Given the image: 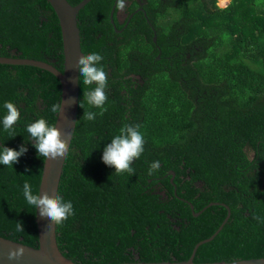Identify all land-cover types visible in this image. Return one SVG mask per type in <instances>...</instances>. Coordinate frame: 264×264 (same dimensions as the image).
I'll use <instances>...</instances> for the list:
<instances>
[{
    "label": "trees",
    "instance_id": "obj_1",
    "mask_svg": "<svg viewBox=\"0 0 264 264\" xmlns=\"http://www.w3.org/2000/svg\"><path fill=\"white\" fill-rule=\"evenodd\" d=\"M131 1L129 13L139 5ZM217 2L146 0L145 12L115 24L114 0H90L79 11L82 51L104 57L109 79L100 116L86 102L81 107L95 85H83L79 74L78 121L58 189L75 212L57 225L58 246L73 261L187 260L227 216L221 203L231 214L194 261L264 258V222L254 218H264V0ZM0 55L63 70L61 27L48 0H0ZM6 101L20 120L15 137L0 123V146L28 151L13 167L0 165V235L38 247L36 209L23 184L38 194L45 158L27 125L55 124L60 81L37 66L0 63V121ZM85 110L96 119H83ZM124 124H139L145 139L133 175H117L102 161ZM154 161L160 168L149 176Z\"/></svg>",
    "mask_w": 264,
    "mask_h": 264
},
{
    "label": "clouds",
    "instance_id": "obj_2",
    "mask_svg": "<svg viewBox=\"0 0 264 264\" xmlns=\"http://www.w3.org/2000/svg\"><path fill=\"white\" fill-rule=\"evenodd\" d=\"M126 8L125 0H118L117 9L122 13ZM104 57L97 52L81 55L76 60L75 67L78 69L82 84L85 86L95 85L94 88L84 91V98L81 101V107L84 108L86 102L92 108L100 109L98 115L103 116L107 111L105 103L108 99L106 89L108 87V74L105 71L101 61ZM70 103L72 101H69ZM68 102V103H69ZM63 103V102H62ZM62 103H56L51 106V111L63 116ZM7 114L2 121L3 129L9 134V137H15V125L20 120V111L16 104L11 101L4 103ZM96 112L85 110L82 116L85 120H95ZM139 124H124L119 134L111 139L103 150L102 161L109 167H114L117 175H133L135 169L133 162L141 157L145 151V139L139 131ZM27 133L33 142L40 157L47 160L60 161L65 158L68 152L67 134L58 126H50L46 119L40 118L27 125ZM28 151L25 145H21L19 150L10 147L0 146V165L13 167L19 162V159ZM160 168V162L154 161L150 164L148 175L152 176ZM23 196L28 205L39 210V215L49 221L48 227L53 224L60 225L66 222L69 217L74 216V208L71 201L65 202L59 194L52 195L47 191H41L39 194H33L32 186L25 181L23 184ZM264 222L262 217H254ZM16 231H24L22 222H17ZM25 254V248L13 247L8 253L9 260H19Z\"/></svg>",
    "mask_w": 264,
    "mask_h": 264
},
{
    "label": "water",
    "instance_id": "obj_3",
    "mask_svg": "<svg viewBox=\"0 0 264 264\" xmlns=\"http://www.w3.org/2000/svg\"><path fill=\"white\" fill-rule=\"evenodd\" d=\"M90 0H81L77 4H71L68 0H48L53 7L59 19L63 54L64 68L60 70L52 64L34 58L8 57L0 55V63L8 64H27L37 66L53 73L61 84V101L63 107V116L57 114L55 126H58L67 134L69 141L68 150L72 142L78 121V103H79V71L75 67L76 60L81 55H85L81 46L80 28L78 26V13ZM111 21L113 22V10L111 12ZM156 40V35L154 36ZM69 101H72L71 103ZM69 102V103H68ZM68 154V152H67ZM67 154L60 161L44 159L41 180L39 184L38 194L41 191H47L52 195L58 194L60 179L64 169ZM172 178L175 172L171 170ZM218 203L211 202L210 204ZM209 204V205H210ZM228 209V214L219 226V228L210 237L199 241L187 260L183 261H155V262H121L114 264H264V258L241 259L235 261H216V262H195L194 257L197 248L204 242L213 239L227 222L231 211L227 204L221 203ZM193 207V204H191ZM199 212H194L198 215ZM35 221L38 231L39 246L34 247L0 235V264H81L73 261L63 254L58 246L57 241V225L53 224L48 227L49 221L39 215L36 210ZM24 247L25 254L19 260H9L7 253L13 247ZM113 264V263H105Z\"/></svg>",
    "mask_w": 264,
    "mask_h": 264
},
{
    "label": "flooded vegetation",
    "instance_id": "obj_4",
    "mask_svg": "<svg viewBox=\"0 0 264 264\" xmlns=\"http://www.w3.org/2000/svg\"><path fill=\"white\" fill-rule=\"evenodd\" d=\"M136 1H137V3H139V5L132 12L129 13L128 7L132 4V1L131 0H125L126 8H125L124 12L121 13L117 9L118 0H114L113 6H112L111 11H110V16H109L110 22L113 23V24H115V19H117L118 21H120V23H124L125 20H126V17L128 15H129V18L128 19L130 20L131 17L134 15V12H138L140 10H142V11L145 12V9L143 8V5L146 3V0H142V1L141 0H136ZM112 10H113V22L111 21V12H112ZM129 20H127L126 25L129 22ZM118 31H121V30L119 29Z\"/></svg>",
    "mask_w": 264,
    "mask_h": 264
},
{
    "label": "rangeland",
    "instance_id": "obj_5",
    "mask_svg": "<svg viewBox=\"0 0 264 264\" xmlns=\"http://www.w3.org/2000/svg\"><path fill=\"white\" fill-rule=\"evenodd\" d=\"M225 0H218L217 4L221 7L226 6L227 4H229L230 0H227V2H224Z\"/></svg>",
    "mask_w": 264,
    "mask_h": 264
},
{
    "label": "bare ground",
    "instance_id": "obj_6",
    "mask_svg": "<svg viewBox=\"0 0 264 264\" xmlns=\"http://www.w3.org/2000/svg\"><path fill=\"white\" fill-rule=\"evenodd\" d=\"M224 2H227V0H225ZM105 125H107V124H105Z\"/></svg>",
    "mask_w": 264,
    "mask_h": 264
}]
</instances>
